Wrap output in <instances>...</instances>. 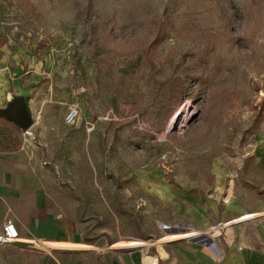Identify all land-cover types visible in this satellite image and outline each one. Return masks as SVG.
<instances>
[{
    "label": "rangeland",
    "instance_id": "1",
    "mask_svg": "<svg viewBox=\"0 0 264 264\" xmlns=\"http://www.w3.org/2000/svg\"><path fill=\"white\" fill-rule=\"evenodd\" d=\"M23 91L30 134L2 137L59 170L84 224L143 235L152 171L210 201L228 185L264 197V0H0V109ZM71 105L69 134L40 143Z\"/></svg>",
    "mask_w": 264,
    "mask_h": 264
},
{
    "label": "crops",
    "instance_id": "2",
    "mask_svg": "<svg viewBox=\"0 0 264 264\" xmlns=\"http://www.w3.org/2000/svg\"><path fill=\"white\" fill-rule=\"evenodd\" d=\"M11 125L17 126L0 124V232L10 217L19 238L0 243V264H264L263 196L251 190L237 193L228 185L218 186L210 201L197 181L175 189L155 171L146 172L138 175L136 188L146 189L147 211L156 209L157 218L148 223L139 219L143 235L122 237L106 227H94L90 219L84 224L62 209L59 170L43 166L25 145L11 149L1 131ZM37 127L44 144L69 134L66 124ZM50 128L53 132L46 130ZM221 188L225 192L220 193ZM249 213L257 215L234 221ZM137 215L140 218V212ZM125 240L146 244L129 249L120 246ZM77 244L88 248L71 246Z\"/></svg>",
    "mask_w": 264,
    "mask_h": 264
},
{
    "label": "water",
    "instance_id": "3",
    "mask_svg": "<svg viewBox=\"0 0 264 264\" xmlns=\"http://www.w3.org/2000/svg\"><path fill=\"white\" fill-rule=\"evenodd\" d=\"M0 116L6 121L17 125L21 130H27L34 122L29 105V94L27 91L13 97L6 108L0 109Z\"/></svg>",
    "mask_w": 264,
    "mask_h": 264
},
{
    "label": "built area",
    "instance_id": "4",
    "mask_svg": "<svg viewBox=\"0 0 264 264\" xmlns=\"http://www.w3.org/2000/svg\"><path fill=\"white\" fill-rule=\"evenodd\" d=\"M78 114H79V107L77 105L69 106L63 118L64 123L69 126L74 125L76 119L78 118ZM24 134H30L29 129L24 130ZM18 238H19V231L15 224V221L10 217H6L1 226L0 243H5V244L12 243L15 242Z\"/></svg>",
    "mask_w": 264,
    "mask_h": 264
},
{
    "label": "bare ground",
    "instance_id": "5",
    "mask_svg": "<svg viewBox=\"0 0 264 264\" xmlns=\"http://www.w3.org/2000/svg\"><path fill=\"white\" fill-rule=\"evenodd\" d=\"M255 215H257L256 213H249V214H245V215H243V216H241V217H238V218H236V219H234V221H237V220H242V219H246V218H250V217H253V216H255ZM233 221V222H234ZM175 235H173V236H170V238H173ZM179 237H184L183 235H178ZM186 237V236H185ZM168 238H169V236H168ZM164 239V238H163ZM166 239H167V237H166ZM171 240V239H170ZM167 241V240H166ZM46 243V242H45ZM48 244H49V242H47ZM64 243V242H63ZM66 243V242H65ZM54 244V243H53ZM59 244V243H58ZM58 244H57V246H58ZM68 244H70V243H68ZM47 245V244H46ZM45 245V246H46ZM56 245V244H55ZM61 245H62V243H61ZM50 246H51V244H50ZM69 246V245H68ZM71 246H73V247H75V248H88V246L87 245H85V244H80V245H71ZM120 246H124V247H126V248H139V247H141V246H143L142 245V243L140 242V241H138V240H125V241H120ZM72 248V247H71ZM61 249V248H60ZM51 250V249H50ZM82 250V249H81Z\"/></svg>",
    "mask_w": 264,
    "mask_h": 264
}]
</instances>
